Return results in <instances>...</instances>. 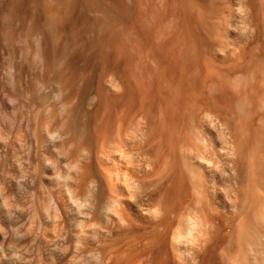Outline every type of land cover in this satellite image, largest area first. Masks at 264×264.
<instances>
[{"label": "bare ground", "instance_id": "1", "mask_svg": "<svg viewBox=\"0 0 264 264\" xmlns=\"http://www.w3.org/2000/svg\"><path fill=\"white\" fill-rule=\"evenodd\" d=\"M141 17L133 31L121 0H0V264H264L250 87L187 136L182 97L150 72L170 37Z\"/></svg>", "mask_w": 264, "mask_h": 264}, {"label": "rangeland", "instance_id": "2", "mask_svg": "<svg viewBox=\"0 0 264 264\" xmlns=\"http://www.w3.org/2000/svg\"><path fill=\"white\" fill-rule=\"evenodd\" d=\"M121 2L132 17L128 24L133 31L139 29L136 20L143 16L151 21L152 29L156 33H164L170 37L168 40L171 41L167 43L169 45H166L164 53H160L163 47L160 49L161 47L157 46L155 48L157 50L153 51L157 55H150L148 53L152 52L147 53L148 50L144 47L136 58L143 64L147 53L152 61L150 72L154 71L157 74L158 70V74L154 75L157 82L159 81L157 85H160V89L167 85L166 88L168 86L171 88L172 97L177 100L178 98L181 100L182 97V100L178 101L181 106L186 107H182L184 116L182 115L181 120L187 136L194 138L200 130L199 126L208 124L203 119L204 112L218 111V104H221L222 99L227 101L230 96L237 98L248 87L256 103L253 124L260 129L264 127V105L261 104L264 101L262 79L264 0H253L254 11L251 21L244 11L243 0H121ZM140 26L142 27V23ZM152 58L159 63L156 65ZM154 64L158 67L153 66ZM166 88L164 90L169 93V88ZM176 95L179 96L175 97ZM234 235L225 250L238 254L242 259L243 251L238 245L235 246Z\"/></svg>", "mask_w": 264, "mask_h": 264}]
</instances>
